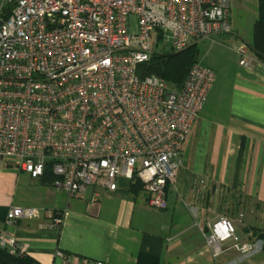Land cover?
Segmentation results:
<instances>
[{
  "label": "built area",
  "instance_id": "2783aa9c",
  "mask_svg": "<svg viewBox=\"0 0 264 264\" xmlns=\"http://www.w3.org/2000/svg\"><path fill=\"white\" fill-rule=\"evenodd\" d=\"M231 31L229 0H14L7 17L0 12V162L32 178L50 175L68 197L137 181L148 204L165 209L215 73L198 59L175 87L155 74L139 77L137 66L160 42L178 52ZM229 48L251 69L246 41ZM206 187L195 177L192 194ZM36 216L33 207L9 206L0 250L23 256L8 227ZM61 223L57 214L48 225ZM198 228L213 257L227 242L242 255L254 248L226 216Z\"/></svg>",
  "mask_w": 264,
  "mask_h": 264
},
{
  "label": "crops",
  "instance_id": "0c3cea01",
  "mask_svg": "<svg viewBox=\"0 0 264 264\" xmlns=\"http://www.w3.org/2000/svg\"><path fill=\"white\" fill-rule=\"evenodd\" d=\"M237 35L210 42L213 59L203 64L215 81L183 146L179 187L167 190L165 209L150 206L142 188L132 191L135 181L119 179L115 192L95 185L68 197L45 177L0 162V230L9 206L37 211L8 227L32 264H136L146 236L159 250L158 264H264V62L252 52L251 69L240 66L229 48ZM195 177L207 182L197 196ZM57 214L61 225L49 227ZM221 215L240 241L254 244L248 254L227 242V250L211 255L198 224Z\"/></svg>",
  "mask_w": 264,
  "mask_h": 264
},
{
  "label": "trees",
  "instance_id": "16d2710c",
  "mask_svg": "<svg viewBox=\"0 0 264 264\" xmlns=\"http://www.w3.org/2000/svg\"><path fill=\"white\" fill-rule=\"evenodd\" d=\"M14 0H9L6 7H1V15L7 17L13 8ZM248 43V42H247ZM254 55L264 62V0H257V16L252 24V38L248 43ZM198 43H192L185 49L178 52H163L152 53L147 62L138 64L137 74L139 77H144L148 74H155L167 83L179 87L190 68V66L198 60ZM46 181L51 180V176L45 177ZM129 188L137 192L141 190V184L137 181L130 183ZM3 209L0 208V211ZM7 211V209H6ZM5 211V214H6ZM5 217V216H4ZM263 240L264 246V232L259 234ZM152 237H144L142 245L138 254L136 264H158L159 250L154 247V243L148 246V240ZM155 239V238H154ZM0 260L3 264H32V260L27 256H10L5 251L0 250Z\"/></svg>",
  "mask_w": 264,
  "mask_h": 264
},
{
  "label": "rangeland",
  "instance_id": "374dc122",
  "mask_svg": "<svg viewBox=\"0 0 264 264\" xmlns=\"http://www.w3.org/2000/svg\"><path fill=\"white\" fill-rule=\"evenodd\" d=\"M9 0H0V9L1 7H6ZM257 16V0H229V17H230V25L232 28L231 34L237 35L239 38L248 43L251 42L252 38V24L254 19ZM230 35V34H226ZM210 41L205 40L198 43L199 51H198V59L205 64H208L210 60L213 59V52H210L208 49L210 46ZM165 48L163 42H160L159 45L156 44L154 52L163 53L167 52L169 45L165 44ZM230 45V44H229ZM165 49L162 50V49ZM233 56V55H232ZM169 84V83H168ZM171 85V84H169ZM173 86V85H172ZM179 178L177 176L176 187H179ZM241 234L242 231L240 230Z\"/></svg>",
  "mask_w": 264,
  "mask_h": 264
}]
</instances>
